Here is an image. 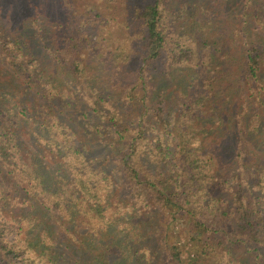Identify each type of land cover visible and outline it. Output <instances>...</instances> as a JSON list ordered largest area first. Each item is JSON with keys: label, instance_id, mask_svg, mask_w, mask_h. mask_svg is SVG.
Returning <instances> with one entry per match:
<instances>
[{"label": "trees", "instance_id": "1", "mask_svg": "<svg viewBox=\"0 0 264 264\" xmlns=\"http://www.w3.org/2000/svg\"><path fill=\"white\" fill-rule=\"evenodd\" d=\"M222 1L0 0V264H264V0Z\"/></svg>", "mask_w": 264, "mask_h": 264}, {"label": "rangeland", "instance_id": "2", "mask_svg": "<svg viewBox=\"0 0 264 264\" xmlns=\"http://www.w3.org/2000/svg\"><path fill=\"white\" fill-rule=\"evenodd\" d=\"M86 0H74V2H75V4H76V6L77 7H80V3H84ZM149 1V0H148ZM166 1H168V0H166ZM198 1H200L201 2V4H209L211 7H213V11H214V13H216L217 14V18H216V20H217V22H216V24H217V26H218V28L221 30V31H223V32H226V30L228 29V27L230 26V24H228V23H222V21L220 20V19H223V18H227L229 15H230V13L232 12V11H227L226 9H227V7H229V9H231L232 7L228 4V6L226 5V3H223V1L222 0H198ZM215 1V2H214ZM232 1V0H231ZM241 0H234V1H232V3H233V5H234V7H235V9L236 8H238V3L240 2ZM261 1V0H260ZM178 2V0H174V3H177ZM258 14H259V16H261V18H262V15L264 16V8H262L261 10H259L258 11ZM253 27H255V26H257V24L255 23V21L253 22V25H252ZM0 28L3 30L4 28H6V26L5 25H0ZM108 28H112V22H109V26L108 27H103V26H101V24H98L97 26H96V28H94L93 29V33H94V35H99V37H103V38H105L106 39V37H105V34H106V32H105V30L106 29H108ZM107 40V39H106ZM105 40V42H103L102 44H104V43H107V41ZM101 44V43H100ZM44 64L46 65L45 66V68L47 69V72L49 73V71L50 72H53V71H55V72H57V75H58V77L60 78V80L61 79H65L64 77H65V75H63V72H62V70L60 69V67H58V66H55V67H52V64H48V62H45L44 61ZM3 71V69H2V64L0 63V73ZM53 74H54V72H53ZM235 74V73H234ZM4 75V76H3ZM3 75H0V76H3V77H1L0 79H4V78H6L7 77V75H5V74H3ZM235 76V75H234ZM237 92H238V94H239V89L237 90ZM242 93V92H241Z\"/></svg>", "mask_w": 264, "mask_h": 264}]
</instances>
